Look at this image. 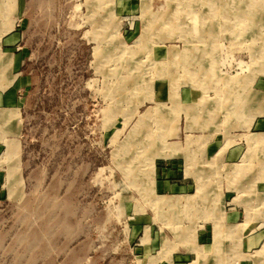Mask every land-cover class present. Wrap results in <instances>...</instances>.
Masks as SVG:
<instances>
[{"label":"rangeland","instance_id":"obj_1","mask_svg":"<svg viewBox=\"0 0 264 264\" xmlns=\"http://www.w3.org/2000/svg\"><path fill=\"white\" fill-rule=\"evenodd\" d=\"M16 87L0 264H264V140L206 156L257 133L227 124L264 98V0H0V93ZM174 160L193 192L159 197Z\"/></svg>","mask_w":264,"mask_h":264},{"label":"crops","instance_id":"obj_2","mask_svg":"<svg viewBox=\"0 0 264 264\" xmlns=\"http://www.w3.org/2000/svg\"><path fill=\"white\" fill-rule=\"evenodd\" d=\"M16 35L17 34H13L7 40L4 39V45L9 47V50L11 51H13V49L11 48L19 40ZM19 55H16V56L14 55L15 59H17L18 61H19V58H18ZM240 87H241L240 84H238L236 88H240ZM241 92L240 94L238 93L237 94L242 96ZM18 93H19V90L17 87L12 88V89L10 88L6 91L3 90V92L0 93V106H3V107L5 106V107H10L12 109H15L14 106L17 105L18 98H19ZM257 100H259L258 103H257ZM247 101L249 103L247 104L248 106L244 104L245 102H242L241 106H240L241 103H238L236 105L235 107L236 111L234 112L235 114L233 115V118L234 120L236 119V121H231L227 125L228 127L230 126L246 127L247 125H251L253 130L256 131L257 133L245 134L246 139L244 138L243 142H236L234 144H230V142L223 141L222 143L223 145L220 147V149L218 151H215L217 152L216 154L212 150L213 141H211L210 142L211 147H207L206 156L210 158H214L215 156V158L219 157L221 159H226V161H234L242 154L243 147H241V145H247V142H246L247 140L251 146H253L252 144H255L256 142L260 140H264V137H261V136L256 137L257 135L260 134V131H264V117L263 116L260 117V115H257L258 117H256V114L258 112H260L261 114L264 113V107H263L264 98L261 95L259 98H257L256 95H254L253 92H251V94L247 98ZM229 106L225 108L226 111H228L229 109H232V105L231 107ZM219 107L220 106L215 108L211 106V108L208 109L206 108V105H205V109L208 110L210 117H213L216 112L223 111ZM242 110L249 111L250 113L249 123L250 124L248 123L247 120L246 121L241 120V117L244 118V116H242ZM259 144H262V142H260ZM259 144H256L255 146ZM255 146H253V148H255ZM180 164L181 163L177 162L176 160H174L173 162H168V163H165V162L162 164L159 163V167L156 169V172H155V176H154L155 181L153 185V189L156 191L159 197H164L169 194H173L175 196H181V197H184V196L188 197V194L193 192V186L191 184L192 181L188 178V176L187 177L185 176L186 173L184 174V177L182 176V170H181ZM241 209L242 208L239 206L236 208L227 209L224 215L226 219H229L232 221H238L239 218L242 216ZM246 218H248V216ZM259 221H264V220L259 219Z\"/></svg>","mask_w":264,"mask_h":264},{"label":"bare ground","instance_id":"obj_3","mask_svg":"<svg viewBox=\"0 0 264 264\" xmlns=\"http://www.w3.org/2000/svg\"><path fill=\"white\" fill-rule=\"evenodd\" d=\"M246 221H247V222H249V221H250V218H249V217H248V218H246Z\"/></svg>","mask_w":264,"mask_h":264}]
</instances>
